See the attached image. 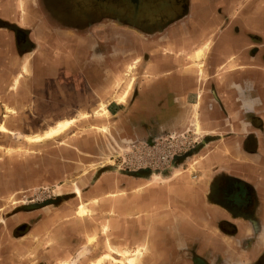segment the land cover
Listing matches in <instances>:
<instances>
[{
    "label": "crops",
    "instance_id": "crops-1",
    "mask_svg": "<svg viewBox=\"0 0 264 264\" xmlns=\"http://www.w3.org/2000/svg\"><path fill=\"white\" fill-rule=\"evenodd\" d=\"M15 9L14 0H0V23L24 29L31 16L33 19L41 16L38 11H27L24 5L22 10L19 9L24 18V25H21L17 19L12 21L13 15L18 18ZM176 9L174 16L177 18L167 28L164 40L156 43L166 46L171 54L154 56L151 61L150 75L154 78L164 76V86L151 88L148 110L165 114L171 120L167 126L175 129L185 115L178 112L173 100L189 105L188 99L201 92L197 112L200 127L205 132L204 141L192 155L200 162L193 172L180 165L163 176L165 182L156 180L155 184L144 185L135 192L132 187L139 188L138 181L124 184L96 182L95 193L124 192L101 199L103 211L112 213L105 216L110 226L107 238L111 240L115 235V240L123 241L117 243L119 245L147 243L144 264H193L191 257L194 256L202 260L201 264H256L264 251V0H188L184 11ZM97 14L91 12L94 17L106 16L102 12ZM121 27L118 20H109L106 30L120 33ZM196 33L212 38L204 59L206 77L203 81L198 80L193 72L184 75L187 61L183 54L176 55L180 49L183 52L191 49V43L198 36ZM27 38L30 47L21 53H30L27 62L29 76H24L16 93L10 92L7 87L19 69L23 55L16 53L10 31L0 27V98L8 104H2L5 110L8 108L13 114L14 108L43 110L49 104L51 93L60 103L62 99L61 91L47 93L41 88L40 80L47 72L38 55L43 45L35 43V38L28 35ZM81 44L76 41L74 47L79 48ZM45 46L54 51L62 48L56 43ZM26 61H22L23 71ZM108 61L102 70L109 67ZM77 64L64 68L72 72L73 78L85 79L89 86L100 83L97 68L89 65L82 70ZM219 66L221 69L215 70ZM52 69L60 73L63 69L61 62L52 61ZM18 75L21 74L13 79ZM11 89L15 90L12 85ZM210 94L217 103L211 100ZM158 96L164 97V107L154 108L152 102L154 100L157 104ZM9 110H6L8 116L11 115ZM6 115L4 117H8ZM179 171L180 175L176 177ZM225 182L245 186L252 192V202L239 203L235 212L216 204L209 197V191L213 183L219 186ZM134 215L135 218L128 219ZM94 223L91 224L95 228L97 223ZM62 231L55 214L43 215L19 243V253L31 251L37 258L36 264H45L47 259L55 260L53 264H57L60 260L57 258L62 256V251L57 250L58 244H62ZM104 239L103 234V251L90 261L107 253ZM46 242L53 246L47 249ZM89 246L93 247V244ZM9 261L8 253L1 254L0 264H10Z\"/></svg>",
    "mask_w": 264,
    "mask_h": 264
},
{
    "label": "rangeland",
    "instance_id": "rangeland-1",
    "mask_svg": "<svg viewBox=\"0 0 264 264\" xmlns=\"http://www.w3.org/2000/svg\"><path fill=\"white\" fill-rule=\"evenodd\" d=\"M20 1L23 5H20ZM14 3L18 18L17 15H13L12 21L19 19L21 24H24V18L22 19L19 9L22 10L24 5L27 6V11L29 10L31 13L43 7L40 3L37 7V4H33V0H27V2L14 0ZM45 6L47 16L41 15L37 18L35 16L36 19L31 16V20L25 24L24 29L28 33V37L35 38V43L39 42L40 45H43L38 50V55L42 62L41 65L45 67L47 72L40 80L41 88L47 93L61 91L62 99L60 103L57 96L51 93L49 104L43 110L30 109L27 111L24 109L23 111L12 106L15 109V114L8 116L2 105L7 103L0 98V122L3 121L7 128V131L0 130V226H2L1 231H7L8 225L5 218L13 208L21 203L27 204L30 201L39 203L52 199L55 195L66 194L71 199H68V203H64L60 209L50 212L48 209H45V212L42 211L46 217L48 213L55 214L57 224L63 228L62 244L59 243L57 246V250L62 251V256L57 258L60 259L57 263L64 260V264H88L90 260L103 251L102 236L104 233H102L101 224L109 225L105 216L112 214L110 211H103L101 199L104 196V198H108L124 194V192L95 193L96 182L124 184L135 182L138 178H148L143 181L138 180L141 185L138 186L139 189L143 188L144 185L155 184L156 180H160L162 183L165 182L163 176H166L169 170H173L170 169V159L173 157L184 158L187 156L183 166L188 167L187 171L189 169L191 172L196 170L200 161L191 156L196 153L195 145L199 143V139L205 133L200 127L197 112L201 103V92H197L194 98L188 99L189 105L173 100L178 112H183L185 117L180 121L178 127L172 129L167 126L171 124V120L164 113L162 115V112H150L148 110L151 104L149 95L152 91L151 88L164 86V76L154 78L150 75L152 71L151 61L154 56L165 57L171 54L170 50L164 49L167 48L166 46L156 45L160 40H164L165 32L163 34L156 31H139L136 33L126 29V32L121 30L124 37L119 38L112 31L97 28L92 30L88 36L85 35V32L74 35L71 31L57 35L58 31L54 28L58 22L53 16L55 15L57 19L63 22H70L71 19L68 18L70 16L52 15L56 8L54 0H45ZM59 7L69 10L73 8L70 4L62 5V3ZM78 8L81 13L79 15L87 14L85 2L82 5L79 4ZM81 19L85 20V17L78 18L80 21ZM104 23L107 24V22ZM195 35L198 36H195V42L191 43V49L180 54L176 53V55L183 54L187 61L184 66V75L193 72L200 80L205 75L204 59L206 56L198 63L194 59L190 60L189 55L192 50L206 41L211 45L212 38H204V33H196ZM76 41H81V47H74ZM83 41L89 45L97 42L99 48H95L94 52L90 54L91 48L86 50V44ZM48 43L52 45L60 43L63 46L62 51L58 48L54 51L53 48L45 46ZM102 45L103 47L100 48ZM72 51H76L78 54L72 53ZM86 55L88 56L86 57ZM59 57L61 60L58 59ZM28 58L29 55L24 59L22 58V60H27L25 63L27 74L23 71L21 60L19 69L7 87L10 92L16 93L24 76H29ZM134 60L138 62L133 65L131 75H127L126 70ZM52 61L62 63L63 69L60 73H57L58 71L53 72ZM106 61L110 63L109 67L102 70L104 64L107 63ZM76 63L82 70L84 67L88 68L89 65L97 68L101 76L98 81L102 85L97 83L89 86L85 79L73 78L72 72L65 69L64 66L76 67ZM215 70L218 68L216 67ZM17 74H21L17 76L19 78L21 76V78L17 88L13 90L11 85L14 76ZM87 80L92 82L90 78ZM130 81L132 84L128 97L125 102L120 103L116 98L127 90ZM156 81H158L157 84ZM96 85L101 86L96 89L98 88ZM96 90L98 91L95 92ZM158 98L157 104L164 107V97L158 96ZM153 103H155L154 100ZM60 104L62 105L61 112L58 111ZM100 107L107 110L108 117L99 116ZM54 108L57 110L53 111ZM83 113L86 116H83ZM177 113L175 112V114ZM193 114H196L199 125H196L195 122H189L191 115L193 119ZM5 115L8 117H4ZM155 115L156 118H154ZM57 119H70L74 123L68 127L69 129L66 128L63 135L59 134L51 138L44 137L45 129L54 124ZM103 126L106 127L105 130H103ZM93 128H96V131ZM37 133L41 134L38 135ZM36 135L43 139L32 142L26 139V137ZM20 151L22 152L21 155L17 154ZM150 173L154 178L148 176ZM175 175L178 177L180 171ZM133 192L135 191L133 190ZM91 198H95L97 201L92 203ZM78 202L84 203L86 208L93 210V212L78 216L75 214V204ZM89 202L94 205L91 204L92 206L87 207ZM135 216H129L128 219L135 218ZM93 222H95L94 224L97 223L95 228L91 224ZM87 231L94 233L92 235L96 234L94 244L86 242L85 236L90 234ZM114 236L111 237V242L114 244L123 242L115 240ZM10 241L13 240L10 238ZM0 242L2 243L0 248L5 246L6 242ZM92 244L93 247L89 246ZM52 246L51 242H46L47 249ZM8 249L7 253L11 258L10 264H36L34 261L37 258L31 251L20 253L15 249L10 251L13 249L11 246H8ZM144 257L141 264H144ZM54 262L55 260L47 259L45 264H53Z\"/></svg>",
    "mask_w": 264,
    "mask_h": 264
},
{
    "label": "flooded vegetation",
    "instance_id": "flooded-vegetation-1",
    "mask_svg": "<svg viewBox=\"0 0 264 264\" xmlns=\"http://www.w3.org/2000/svg\"><path fill=\"white\" fill-rule=\"evenodd\" d=\"M83 2L86 3L87 14L79 15L81 13L79 11L78 6L79 4L82 5ZM39 3L43 7H41L40 9L38 8L37 10L38 12H40L41 15L42 14L45 15L46 14L45 8H44L46 7L45 0H33V4L35 5L37 4V7ZM54 3L56 5L55 14L62 15L63 17L70 16L68 18L71 19L70 22L69 21L63 22L57 19L55 15L53 14L54 19L58 22L56 25V28H54L56 31H58L56 33L57 35H61L62 32L71 31L74 35H76L79 32L81 33L85 32V35L88 36L89 33L92 32V30L94 29L104 28V30H106L107 28L105 26H107V24H105L104 22H108L109 20H112V21L118 20L122 26L120 29H122L123 31H125L126 29L132 32H136V33H139V31H143V32H148V31L155 32L156 31V32H160L163 34L164 32H166L167 28L170 26V23H172V20L177 18L174 16L175 9L178 7L179 11H184L186 5L188 4V0H64V1L54 0ZM61 3L62 5L70 4V6L73 7L72 10L71 9L69 10L68 8H67L68 10L60 8L59 6L61 5ZM93 11L95 13L98 12L99 14L101 12L105 13L106 16L94 17L91 15V12ZM81 17H85V20L83 19H81V21L78 20V18H81ZM154 19H156V21H154ZM21 25H24V24H21ZM0 27L6 28L8 31H10L12 38H13L15 51L17 54L23 55L24 52L23 53L21 52L27 51L29 49L30 42L27 38L28 33L26 32V30L23 31L24 29H19L15 27L14 25L6 24V23L0 24ZM113 34L117 35V37L119 38L124 37L123 32L113 33ZM84 42L86 44V50L87 48L88 49L91 48L90 54L94 52L93 50L95 48H99V45L95 41H93L95 42L94 44L91 43L90 45L86 41H83V43ZM58 45H61V44L58 43ZM102 47L103 45L100 48ZM62 48H60L59 50L62 51ZM72 53L76 54L77 52L72 51ZM28 55L29 53H26L25 55L22 56V58L24 59ZM88 55H86V57ZM58 59L61 60V57H59ZM73 61L76 62L75 60ZM57 63H60V61ZM210 98L212 101L217 103V99H215L213 94H210ZM152 106L154 108L163 107V105H160V104L158 105L155 103ZM203 141H204V137L202 136L199 139V143L195 145V150L196 149L198 150L201 147ZM186 157L187 156H184V158L182 157L171 158L170 159L171 169L176 168L180 165H183L185 163ZM151 174L152 173L148 174V176L150 177ZM146 179L148 178H145V179L138 178V180L140 181H143ZM237 184L234 183L233 185L231 182L230 183L225 182L224 184L217 186V184L213 183L212 185L213 187L209 191V197L216 204L227 207L228 209H231L232 211L235 212V210H237V205L239 203L249 204L252 202L251 201L252 192H250L242 184H239V183ZM68 199H71V198H69V196H66V194L55 195L52 199H47L46 201H43V202L33 203L32 201H30L29 203L27 202V204L21 203L20 205H17L15 208H13L5 218V221H7V225H8L7 231H1L2 226H0V241L6 242V244H4L5 246L0 248V256L3 252H4V255L7 253V251L9 250L8 246H11V248H13L10 251L14 249L16 251H19L18 245L19 243H21L25 234L29 233L32 230V228L41 221L42 216H43L42 211H44L45 209H48L49 212L58 210L62 207L64 203H68ZM10 238L11 240H13L12 242L10 241ZM8 239L9 241H7ZM0 246H2L1 242H0ZM197 257L198 256L191 257V261L193 264L195 263L201 264L200 263L201 259H198ZM256 264H264V251L257 258Z\"/></svg>",
    "mask_w": 264,
    "mask_h": 264
},
{
    "label": "bare ground",
    "instance_id": "bare-ground-1",
    "mask_svg": "<svg viewBox=\"0 0 264 264\" xmlns=\"http://www.w3.org/2000/svg\"><path fill=\"white\" fill-rule=\"evenodd\" d=\"M20 5H23L22 4V1H20ZM209 45H210L209 42L206 41L205 43L201 44V46H199L198 48L192 50V52L189 55V59L190 60H193L194 59L198 63H200V60L206 56L207 51H208V48H209ZM164 49H168V48H164ZM177 53L180 54V53H183V51L180 49ZM137 62H138L137 60H134L133 63L131 62L132 64H130V66L126 70V72H127L126 74L127 75H131L132 70L134 68L133 65H135ZM191 65L194 66L192 63H191ZM191 65L189 64V66H191ZM221 67L222 66L217 67L218 70H220ZM24 71H26L25 66H24ZM128 72H129V74H128ZM198 74H199V72H198ZM202 75H203V72H202ZM204 76L200 79L201 81H203ZM18 79H19V77H16L14 79L13 84H12V88H14V89L17 88V85H18V82H19ZM130 82H129L128 86H127V90L125 92H123L120 96H118L116 98V100L117 101L119 100L120 103L123 102V101L125 102V100L128 97L129 90H130V87H131V84H132V82L131 83ZM6 110L8 111L9 109L7 108ZM9 111L11 112V114L14 113V112L12 113V110H9ZM99 111H101V112L98 113L99 116H102V117H105L106 116V117H108V114L109 113L107 112L106 109H103V108L100 107ZM82 115L83 116L84 115L86 116L85 113H83ZM189 122H193V123L195 122L196 125H199V121H198V118H197L196 114H193V119H192V115H191V120H189ZM73 123H74V121L73 120H70V119H57L53 125L48 126L45 129V134L43 133L44 134V137L51 138V137H56L59 134H62L63 135V132L66 130V128H68ZM96 128H93V130L95 129V131H96ZM1 129L7 131V128H6V126H5V124H4L3 121L0 123V130ZM105 129H106V127L103 126V130H105ZM26 139L28 141H31L32 142V141H40L43 138L41 136L36 135L34 137H31V136L30 137H26ZM21 153L22 152L20 151L17 154H20L21 155ZM151 177H153V176H151ZM133 190L134 191H139L141 189L134 188ZM110 195H112V194H110ZM91 199H92L91 200L92 203H95L97 201L95 198H91ZM92 203L89 202V204H88L87 207H90V206L94 205ZM92 212H93V210L87 209L86 206H85V204L82 203V202H79V204L77 205L76 210H75V214H77L78 216H84V215H87V213H92ZM101 225L103 227V233L106 236V239H104L105 240V244H106L105 246L106 247L105 246L104 247H105V250L107 251V253H102L94 261H90L89 264H112V263H114V264H141L140 263L141 258L148 251V244L147 243L141 242V241L140 242H135L136 243V244H134L135 246L119 245V244L116 245V244H113L111 242V240L107 238L108 232H109V229H110V226L109 225H106L105 223H102ZM95 237L96 236L95 235H92V234L86 235L85 236L86 242H89V243H93L94 244V242L96 241V238ZM111 254H114V255L118 256L119 258H116V257H114ZM57 264H64V260H62L60 263H57Z\"/></svg>",
    "mask_w": 264,
    "mask_h": 264
}]
</instances>
